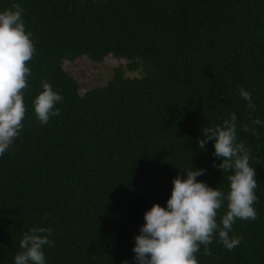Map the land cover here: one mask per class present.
<instances>
[{"label": "trees", "instance_id": "trees-1", "mask_svg": "<svg viewBox=\"0 0 264 264\" xmlns=\"http://www.w3.org/2000/svg\"><path fill=\"white\" fill-rule=\"evenodd\" d=\"M18 3L35 54L24 90L23 129L0 156V264H14L23 234L50 227L46 264H136L135 237L153 204L167 206L186 170L225 193L203 127L237 116L238 142L256 169L257 219H237L228 250L218 233L198 264H264V0H0ZM119 62L110 80L80 94L64 66L82 57ZM127 72H139L130 77ZM63 96L41 124L42 82ZM252 94L254 111L240 95ZM249 124L259 133L243 131ZM185 170V171H182ZM227 212L218 211L217 222Z\"/></svg>", "mask_w": 264, "mask_h": 264}, {"label": "clouds", "instance_id": "clouds-1", "mask_svg": "<svg viewBox=\"0 0 264 264\" xmlns=\"http://www.w3.org/2000/svg\"><path fill=\"white\" fill-rule=\"evenodd\" d=\"M23 12L18 3L0 12V156L20 135L26 116L23 93L28 88L31 70L27 64L35 54V46L31 32L26 31ZM42 87L43 91L33 101L34 113L41 124H47L60 114L56 104L63 102V96L46 81L42 82ZM240 95L254 111L256 105L252 102V94L241 88ZM251 125L264 126V121L255 118ZM237 127V116L232 113L222 126H204L203 138L198 141L203 150L209 141L214 140L213 155L222 163L213 166L222 173H233L227 177L229 191L225 193L198 181L197 177L206 169L193 170L191 167L186 170V178H174L166 208L155 203L144 214L145 223L135 237L133 248L136 264H198L196 254L200 252V246H204V255L211 256L208 246L217 233L219 242L228 250L241 243L242 236L230 237L229 233L237 219H257L254 204L258 202L255 191L258 181L256 169L250 163V150L243 142H238ZM243 131H251L259 139V133L249 124L243 125ZM225 201L227 212L218 223V211L224 207ZM51 235L50 227L29 228L20 240L21 251L15 255L14 264H46L44 246L54 247ZM123 264H129V261L125 260Z\"/></svg>", "mask_w": 264, "mask_h": 264}, {"label": "rangeland", "instance_id": "rangeland-1", "mask_svg": "<svg viewBox=\"0 0 264 264\" xmlns=\"http://www.w3.org/2000/svg\"><path fill=\"white\" fill-rule=\"evenodd\" d=\"M119 62L112 58H107L103 62H94L84 56L75 62H67L64 66L65 70L72 74L80 83V94L97 87L104 86L112 77L114 69ZM130 77H139V72H127Z\"/></svg>", "mask_w": 264, "mask_h": 264}]
</instances>
